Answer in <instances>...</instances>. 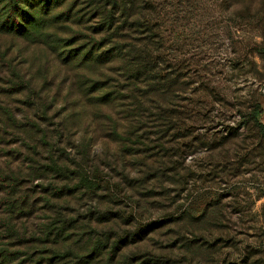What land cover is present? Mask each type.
<instances>
[{
    "label": "trees",
    "instance_id": "1",
    "mask_svg": "<svg viewBox=\"0 0 264 264\" xmlns=\"http://www.w3.org/2000/svg\"><path fill=\"white\" fill-rule=\"evenodd\" d=\"M78 1L0 0V264H158L125 251L162 224L117 240L64 215L99 190L86 170L140 168L124 182L152 207L168 135L158 30L126 3L87 27Z\"/></svg>",
    "mask_w": 264,
    "mask_h": 264
},
{
    "label": "rangeland",
    "instance_id": "2",
    "mask_svg": "<svg viewBox=\"0 0 264 264\" xmlns=\"http://www.w3.org/2000/svg\"><path fill=\"white\" fill-rule=\"evenodd\" d=\"M123 3L145 15L131 22L162 38L168 135L153 191L160 196L140 208L124 182L140 168L86 170L99 190L72 204L66 219L82 218L81 234L117 240L162 224L125 251L149 252L158 264H264V0H82L76 10L90 12V27L106 12L117 22ZM97 218L112 222L98 226Z\"/></svg>",
    "mask_w": 264,
    "mask_h": 264
}]
</instances>
